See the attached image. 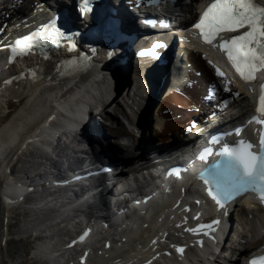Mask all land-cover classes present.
Masks as SVG:
<instances>
[{
    "label": "bare ground",
    "instance_id": "bare-ground-1",
    "mask_svg": "<svg viewBox=\"0 0 264 264\" xmlns=\"http://www.w3.org/2000/svg\"><path fill=\"white\" fill-rule=\"evenodd\" d=\"M189 7L180 13L170 10L168 12L160 11L157 14L165 15L170 19L171 25L166 30V33L169 34L176 45L178 54L183 55L188 64L195 60L202 72L204 70L209 72L210 68L207 63L203 62L201 60L202 57L198 54V51L200 53L206 52L207 47L202 41L186 33V29L199 20V14ZM116 10L119 12L120 9L116 8ZM117 15L120 18L123 17L122 12L117 13ZM78 17L75 13H72V15L68 16V21L70 19L73 25H79L80 19ZM122 25L131 26L129 29L134 32L140 29L139 25L129 23L127 19L122 22ZM193 32L194 34L197 33L196 30H193ZM176 34L182 37L181 41H176ZM136 37L141 39L142 36L137 33ZM62 41L63 43L60 44L58 50L54 53L55 56L52 54L50 59H44L43 57L30 59L31 68L33 69L34 67L33 75L45 76L42 70L46 67L47 70H50L49 73L53 82L48 80L47 77L49 76H46V79L42 82L32 84L31 78L27 77L22 82H15L9 88H4L3 81H0V244L6 236H9V226L12 224L11 217L16 213L10 209V205L2 204L1 197L9 196L12 199H16L20 189L14 182L22 180L30 169L35 168L28 165V162L32 159V153L37 151L41 153L52 152V143L56 142L57 135L64 132L74 134L73 125L80 123V117H83L88 110L97 107V103L106 104L102 117L104 116V120L114 124L112 127L114 136L118 138L124 137L123 139H117L115 147L112 148V152L119 156L120 159L128 160L130 163H133L135 159L143 161L149 157L145 155L146 153L149 155L153 154V150L157 153L159 148H170V152H172L174 147L178 146V144L180 145V141L176 138V133H174L175 128L172 125H169L166 130H162L161 126L153 122L150 112L151 105H153V102H151L153 100V90L149 80L141 81V69H138L136 76H134V82L139 84V93L137 94L139 101L127 94H122V91L119 90L113 94L108 84L109 77L102 73L92 75V79H84L82 84H80L82 80L77 77L69 80L55 79V73L52 72L54 70L53 61H57L55 57H59L57 58L59 62L60 59H69L74 54H80V51L76 52L75 50L72 35L65 34ZM211 53L209 52V54ZM84 57L85 60L91 57L89 59L90 63L99 66L106 65L108 61L107 57L102 58L91 49L86 50ZM37 59H41L42 64H39ZM68 65L74 66V63L70 62ZM94 76L97 78H94ZM72 89L77 90L75 94L72 93L74 91ZM149 102H151L150 106L148 105ZM140 103L141 109H143L142 114L143 116L148 115V120L138 115L134 121L129 122L130 125L124 126L120 118L124 116L128 121H131L133 118L131 112ZM65 114L72 115L65 116ZM70 124L72 129L69 128ZM116 124L117 126L114 127ZM129 126L132 127L129 128ZM177 126L180 125L178 124ZM82 138L79 137V140ZM170 142L172 143L168 144ZM102 148L106 149L104 145H102ZM100 158L103 159L102 156ZM39 162H42V160ZM39 162L37 165L38 170L47 168L46 163ZM18 163L24 164L22 168L18 169ZM123 169L124 166L122 167ZM119 191V188L114 186L111 190L112 197H106L108 200L104 206H111L112 212H106L103 209L101 216H104V223H110L112 228L102 232L100 237L94 238L92 244H90L93 249L90 255L91 262L87 264H143L147 261L148 254L152 250L159 249L160 240L164 239L167 233L168 236L169 234L174 236V238L176 236L177 231L174 226L176 208L174 211L171 208L173 206L172 202L176 201L172 199L175 195L173 188L168 193H165L163 188L158 186L157 191L161 194L160 198L164 200L163 203L155 204V213L152 217L146 218L131 214L127 220L117 216L116 213L115 206H119L122 200L121 194L118 193ZM167 201L170 203H166ZM189 201L190 199L187 200V202ZM247 203L249 204L248 208L242 209L243 218L241 221L243 227L240 231V241H247L246 251L243 254L237 252L240 244H232L230 257L238 256L236 259L231 258V260L225 259L227 257H223L212 247L205 248L203 252L191 249L187 262L174 264H241L242 259L248 253L261 248L264 245V213L255 202ZM72 215L70 211H64L62 215L50 218L46 216L42 219L40 215L34 216L29 215L28 212L23 213V225L19 232L20 235H24L23 232L26 230L25 232L28 234L25 237L28 240H34V233L50 231L51 236L49 239L43 243H37L32 249V255L40 260L37 264L66 263L59 257V252L62 249L54 241L56 239L54 237L58 235L59 242L65 243L70 241L71 237L80 231L81 228L78 227L74 220L79 218L81 213ZM89 219L96 220L93 216L89 217ZM52 225L61 226L55 232H52L53 230H50ZM62 232L63 235H60ZM98 234L100 235V233ZM154 240H156V243L153 242ZM107 245H109V248ZM1 248L2 245H0V256ZM70 257L71 255L68 260ZM69 261H74V264H78L74 255H72V260ZM157 264L171 263H165L161 260Z\"/></svg>",
    "mask_w": 264,
    "mask_h": 264
},
{
    "label": "snow or ice",
    "instance_id": "snow-or-ice-1",
    "mask_svg": "<svg viewBox=\"0 0 264 264\" xmlns=\"http://www.w3.org/2000/svg\"><path fill=\"white\" fill-rule=\"evenodd\" d=\"M84 10H90L87 0ZM195 27L209 45H213L222 31L238 32L247 29L230 41L222 42L219 47L245 82H251L255 79L256 72L264 70V0H214ZM39 36V33H34L18 41L17 46L11 49L13 57L20 44L36 42ZM217 73L223 75L219 69ZM261 91L257 110L264 115V85L261 86ZM253 119L256 123L264 124L258 118ZM253 147L251 143L241 141L237 146L225 147L219 153L223 158L222 162L210 170L211 179H205V183L209 185L208 195L220 207H224L235 195L249 190L256 191L261 200H264V133L261 134L259 152H254ZM209 154L210 149H205L199 158L205 160ZM188 230L194 233L197 231ZM250 264H264V257L253 259Z\"/></svg>",
    "mask_w": 264,
    "mask_h": 264
},
{
    "label": "rangeland",
    "instance_id": "rangeland-1",
    "mask_svg": "<svg viewBox=\"0 0 264 264\" xmlns=\"http://www.w3.org/2000/svg\"><path fill=\"white\" fill-rule=\"evenodd\" d=\"M21 226V222L18 221L13 227V236L14 238H17L19 227ZM31 247L33 248L32 244L27 245V248L23 247V243H17L16 240H13L10 245H3L2 247V259L0 261V264H12V261L19 260L20 257H24L28 252L30 251Z\"/></svg>",
    "mask_w": 264,
    "mask_h": 264
}]
</instances>
